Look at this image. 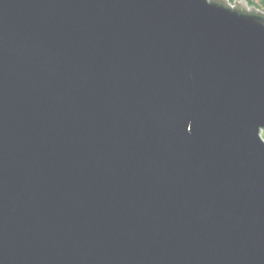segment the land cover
<instances>
[{
	"label": "water",
	"instance_id": "water-1",
	"mask_svg": "<svg viewBox=\"0 0 264 264\" xmlns=\"http://www.w3.org/2000/svg\"><path fill=\"white\" fill-rule=\"evenodd\" d=\"M249 9L0 0V264H264Z\"/></svg>",
	"mask_w": 264,
	"mask_h": 264
},
{
	"label": "trees",
	"instance_id": "trees-1",
	"mask_svg": "<svg viewBox=\"0 0 264 264\" xmlns=\"http://www.w3.org/2000/svg\"><path fill=\"white\" fill-rule=\"evenodd\" d=\"M230 2V4L234 5L236 2L240 1V0H228ZM248 4L249 7L251 8H255L260 12H264V0H245ZM263 138H264V134H263Z\"/></svg>",
	"mask_w": 264,
	"mask_h": 264
},
{
	"label": "rangeland",
	"instance_id": "rangeland-1",
	"mask_svg": "<svg viewBox=\"0 0 264 264\" xmlns=\"http://www.w3.org/2000/svg\"><path fill=\"white\" fill-rule=\"evenodd\" d=\"M254 1H257V0H254ZM231 6L233 8H239V9H243V10H247L248 12H251V9H249L251 7L246 6L241 0L238 1V3H235L234 5L231 4Z\"/></svg>",
	"mask_w": 264,
	"mask_h": 264
}]
</instances>
